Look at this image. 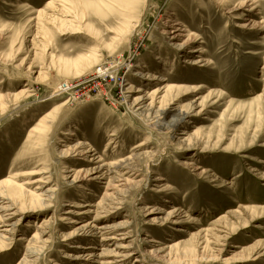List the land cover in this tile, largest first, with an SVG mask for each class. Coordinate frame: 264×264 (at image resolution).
Instances as JSON below:
<instances>
[{
    "label": "rangeland",
    "instance_id": "374dc122",
    "mask_svg": "<svg viewBox=\"0 0 264 264\" xmlns=\"http://www.w3.org/2000/svg\"><path fill=\"white\" fill-rule=\"evenodd\" d=\"M50 1L0 0V91L15 94L28 89L0 108V180L17 169L45 163L49 172L44 175L50 178L57 202L40 210L26 208L13 219L15 230L0 242V264L21 260L26 240L20 236L29 235L35 222L54 212L55 224L47 229L50 241L36 264H66L67 253L88 250L72 248L75 243L62 240L61 233L69 229L59 219L71 216L63 214L71 209L70 202L97 200L114 189L106 190L105 183L87 179L69 183L71 177H63L66 172H62L61 162L65 160L58 148L69 132L71 141L83 138L100 152L115 130L121 151L103 156L107 161L119 154L127 156L148 134L133 101L156 85L135 78L136 70L165 74L167 82L176 86L172 90L175 106L188 111L189 117L174 135L153 131L151 146H162V152L135 166L139 176L129 178L123 200H105V209L111 205L120 208L104 212L103 221L110 217V222L126 217L131 221L129 237L122 243L134 252L124 264H132L141 255L144 264H264V100L257 97L264 90V0H259L257 17L248 7L230 17L212 0H146L145 5L140 0L133 16L142 19L132 30H120L117 35L114 28L122 25L110 8L102 7L103 13L95 14L88 6L91 0H57L71 7V17H65L57 2L47 6ZM22 3L30 7H21ZM39 10L43 12L37 16ZM168 17L182 19L197 35L188 43V53L173 44L170 34L162 33ZM64 18L71 20L61 23ZM253 18L259 23L255 28L236 24L243 20L249 26ZM198 46H204L206 52H196ZM155 54L162 60L155 59ZM198 55L210 63L192 64ZM129 63L136 65L129 68ZM107 68L111 73L99 75V69ZM129 84L143 91H124ZM68 98L58 107L47 139L41 145L27 144L28 131L39 115ZM168 99L172 101L162 99L156 107ZM75 162L78 165L72 168L79 167L81 157ZM159 175L165 179L162 185L173 183L175 189L160 191ZM118 183L114 182L115 190L125 188ZM82 187L94 195L84 194L87 190ZM119 192L112 196L120 198ZM24 199L28 204L30 198ZM154 207L161 210L149 213ZM174 207L187 215L183 216L185 222L166 218ZM222 216L230 233L224 238H215V230L206 233ZM178 226L184 230H175ZM100 239L96 234L91 241L81 240L83 246L95 247L90 264L110 258L96 256L101 248L117 249L112 241L105 245ZM177 241H181L180 250L174 249L170 257L165 255L168 249L160 261L149 254Z\"/></svg>",
    "mask_w": 264,
    "mask_h": 264
},
{
    "label": "bare ground",
    "instance_id": "6f19581e",
    "mask_svg": "<svg viewBox=\"0 0 264 264\" xmlns=\"http://www.w3.org/2000/svg\"><path fill=\"white\" fill-rule=\"evenodd\" d=\"M62 1L65 2L66 0ZM62 1L59 3V1L57 0H52L47 3V6H51L53 5V3L57 2L59 4V12L63 13L61 15L65 17H71L72 11L70 5L66 6L64 3H62ZM212 1L214 2V4L220 6V8L224 10V12L230 17H232L238 9L245 7H248V12H252L253 17H257L260 14V11L258 9V7H260L259 0ZM136 2L140 3V0H112L110 4L107 3V0H91L88 1V6L95 14H102V7H107V9L110 8V11L116 13L119 20L118 24L120 26L122 25L121 29H119V27L114 28V30H117L115 34L117 35L120 30H132L131 28L133 26H137L142 19H140L141 15L139 14V17L137 18L136 16H133V12H136L139 8V4H136ZM145 2L146 0H143V4ZM20 6L27 9L28 7H30L27 3H22ZM42 12L41 10H39L37 16L41 15ZM101 16L104 17V15ZM70 20L71 19L69 18H64L63 20H61V23H68L70 22ZM133 20L134 24H132ZM236 24L237 26L242 28H255L259 26V23L254 21V18L253 20H251L249 26H246L245 21L243 20L236 21ZM110 32L114 31L111 30ZM162 33L170 34L171 38L174 41L173 44L177 45L179 48H182L185 51L184 53L189 52L190 46L188 43L193 40L192 38H196L197 36L195 33L191 32L190 27L186 25L182 19H171L169 17L163 22ZM182 37H185V39L177 44V41H179ZM194 50L198 53L206 52L204 46H198ZM155 59L162 60V58L157 54H155ZM186 62L188 63L190 61ZM191 63L194 65L199 64V66H207L210 61L209 59L204 58L202 55H198L191 61ZM132 65V63H129L128 67L130 68ZM134 65H136V63H134ZM194 67L198 68V66ZM262 70L264 71V63L262 66ZM98 73L99 75L109 74L111 73V69L107 68L106 71H101V69H99ZM134 75L136 76L135 78L142 80L144 83H154L156 85H154L151 89L144 90L143 95L136 96L133 101V108H135V112H137L136 116L143 119L146 124L145 132L147 131L146 133L148 134L143 140L136 143L130 149V153L127 156H122L121 154H119V156H117V158L112 161H107L103 156L108 152H116L118 154L121 151V144L118 139V133H116L115 130L110 133L111 138L107 140L106 144L104 145V149L100 152L96 151L94 147H90V144L83 138H78L75 141H71L72 136L69 132L66 133V139L64 141L62 140L63 142L59 145L58 152L60 153V157L65 160L61 162L62 172H66L63 177L66 180H69L68 178L71 177L69 183L73 184L74 182H79L81 180L87 179L98 183H105L106 190L114 189V191L112 190V192L105 191L103 195L97 200L91 199L88 201H72L68 204L71 209L65 210L63 214H70L71 216H63L59 219L60 221L64 220L63 222L68 225L67 227L69 229L61 233L62 240L66 242V244L75 243L74 245H72V248H88V250H80L67 253L65 255V257L68 259L65 261L66 264H90L91 259L94 260L92 257L94 256L93 249L95 247L83 246V242L81 240L86 238L91 241L93 236H95L96 234L101 235L100 242L106 245L107 243H111L112 241V244H114V246L117 248L109 249L108 247H103L101 248V251L99 253H95L96 256H103L101 254H105V256L110 257L103 259L100 258V260L97 261L98 264H124V262L132 256L134 251L133 249H130V245H125L122 243L123 240H126L127 237H129V224L131 223L130 218L126 217L110 222L108 220L111 218L110 217L107 218V221H103L104 212H107L111 208H120L118 206L113 207L111 205L108 209H105V200L114 199L118 201V203L119 201L123 200V193L127 192L126 188L130 187L128 182L132 180L129 178H135L139 176V172L137 171L135 166L140 165L143 160L145 161L154 159L155 156L159 155L162 152V146H151V134L153 131L165 132L174 135L177 132L182 120H185L189 117L188 111L184 110L183 108L178 109L175 106V96H172V90L175 89L176 86L170 85V83L167 82L169 78L165 74H158L156 72H152L151 70H136L134 72ZM262 80H264V72ZM124 84L127 85L128 82H125ZM23 89L26 88L20 89L19 92L15 94L1 93L0 91V108H3L2 105H5V103L8 102L10 98L16 99L17 97L24 95L28 89ZM133 89L136 91H143L139 86L135 87L132 84H129L128 87L124 89V91L131 92ZM257 97L263 101L264 90ZM167 98H172V101L168 99L165 102H162L158 107H156V105L159 104L162 99ZM148 99L150 100L147 103L146 100ZM69 100L70 98H68V100L64 101L60 105L53 107L49 112L39 115L35 125L32 126L28 131L26 138L27 144H40L39 142L47 139L48 134L52 130L53 124L55 123L58 107L63 106ZM199 106H201L200 101ZM186 138L188 137H185V139ZM78 157H81L82 163H79V167L72 168L74 165H78V163L75 162V159ZM47 169V165L45 163H41L36 167H31L28 169H17L14 172H10L6 179L0 180L1 243L5 241V239H8L7 236H5L6 234H11V232L15 230L16 223L13 222V219L24 212L26 208L28 210L31 208L40 210L55 206V203H57L55 202V195L53 192L54 190L49 186L50 178L49 176L44 175L45 173L49 172ZM262 177H264V174ZM156 179L159 182L157 186L164 184L162 182L165 181L163 175L157 176ZM114 182H119L120 184H118L124 186L125 188L121 190H115ZM225 184L229 183L226 182ZM162 186L163 187L160 189V191H169L175 189L173 183H167ZM82 189L84 191L87 190L86 192H84V194L91 193L87 188L82 187ZM115 191H120L119 193H117L120 195V198L112 196L115 195L113 194L115 193ZM90 195L94 194L91 193ZM25 197L30 198L28 204L24 199ZM22 199H24V201ZM105 205L107 206V203ZM157 208H152L151 210H149V213L154 210H161ZM182 213L183 210L178 207H174L172 210L166 212V218L174 223H183L185 222L184 217H187V215H183ZM117 214L125 216V214H123L122 212H118ZM53 218H55V212L51 213V216H49V218H43L41 221L35 222L34 230L33 232L29 233V235L20 236V240H26V242L24 244L23 257L21 258V260H18L16 264L37 263L39 255L41 254L42 250L46 248V246L48 245L47 243L50 241L51 234L48 235L49 231L47 229L55 224V219ZM223 218L224 216L218 217L216 220H214L213 222H216L215 225H217V227H215L214 225L212 228L207 229L206 233L210 230H215L216 232L213 234L215 238L226 237L230 232H228L229 229L225 227L226 223L223 221ZM50 219L52 221L48 222ZM222 221L223 224H220ZM147 222L155 223V220L148 219ZM26 226H28V228L29 226L31 227L29 223H27ZM181 227L182 226H178L177 229L175 228V230H184L183 228L181 229ZM6 243L7 242H5V244ZM91 243L92 242L88 244ZM180 247L181 241H177L167 247L162 246L154 248L150 250L149 254L153 256V259L160 261V258L165 254L167 249L168 251L165 255L170 257L172 256L174 249L177 248V250H180ZM143 262H145V259L143 255H141L138 258H135L132 264H144Z\"/></svg>",
    "mask_w": 264,
    "mask_h": 264
}]
</instances>
